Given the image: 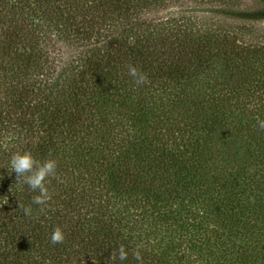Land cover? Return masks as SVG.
I'll use <instances>...</instances> for the list:
<instances>
[{"label":"trees","instance_id":"1","mask_svg":"<svg viewBox=\"0 0 264 264\" xmlns=\"http://www.w3.org/2000/svg\"><path fill=\"white\" fill-rule=\"evenodd\" d=\"M259 121L264 0H0V264H264Z\"/></svg>","mask_w":264,"mask_h":264},{"label":"clouds","instance_id":"2","mask_svg":"<svg viewBox=\"0 0 264 264\" xmlns=\"http://www.w3.org/2000/svg\"><path fill=\"white\" fill-rule=\"evenodd\" d=\"M128 74L133 78L134 83L137 85L147 82V77L142 74L135 66H128ZM259 126L264 129V121H259ZM10 167L12 172L16 174V182L21 184H27L33 191H38V195L33 197V203L40 206H45L51 199L48 188L45 185V180L48 177L54 176L56 171V161L52 159L45 160L43 162L37 161L33 158L29 152H16L12 154L10 158ZM23 209L25 216L32 214L31 207H24L19 205ZM41 212L45 211L44 207L40 208ZM65 236L61 227L54 228L50 241L52 244H61L64 242ZM127 252L125 247L121 245L118 249V258L123 261L127 259ZM113 261L117 259V252L113 251L110 257ZM134 258L136 260H142L139 249L134 252Z\"/></svg>","mask_w":264,"mask_h":264}]
</instances>
